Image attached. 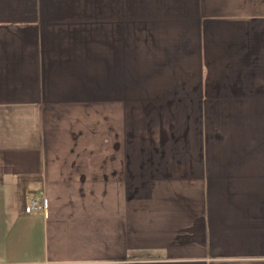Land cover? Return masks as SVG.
<instances>
[{
	"label": "crops",
	"instance_id": "0c3cea01",
	"mask_svg": "<svg viewBox=\"0 0 264 264\" xmlns=\"http://www.w3.org/2000/svg\"><path fill=\"white\" fill-rule=\"evenodd\" d=\"M0 264H264V0H0Z\"/></svg>",
	"mask_w": 264,
	"mask_h": 264
},
{
	"label": "built area",
	"instance_id": "2783aa9c",
	"mask_svg": "<svg viewBox=\"0 0 264 264\" xmlns=\"http://www.w3.org/2000/svg\"><path fill=\"white\" fill-rule=\"evenodd\" d=\"M46 208L45 195L43 192L32 198L25 208V213L28 215L44 213Z\"/></svg>",
	"mask_w": 264,
	"mask_h": 264
}]
</instances>
